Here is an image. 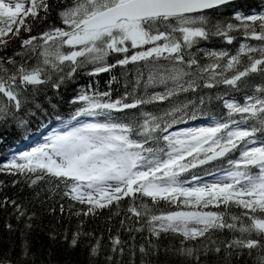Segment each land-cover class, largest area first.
I'll list each match as a JSON object with an SVG mask.
<instances>
[{
  "label": "snow or ice",
  "instance_id": "obj_1",
  "mask_svg": "<svg viewBox=\"0 0 264 264\" xmlns=\"http://www.w3.org/2000/svg\"><path fill=\"white\" fill-rule=\"evenodd\" d=\"M239 8L0 0V131L33 144L0 161V264H264V0Z\"/></svg>",
  "mask_w": 264,
  "mask_h": 264
},
{
  "label": "trees",
  "instance_id": "obj_2",
  "mask_svg": "<svg viewBox=\"0 0 264 264\" xmlns=\"http://www.w3.org/2000/svg\"><path fill=\"white\" fill-rule=\"evenodd\" d=\"M237 4L240 5L239 10L244 11L246 13H250L251 9L256 7L259 4V0H237ZM104 80L108 79L107 76H104ZM103 83V80H102ZM0 134L7 136V140L5 143L0 144V161L5 159V154L7 153L9 148H16L17 150H23L29 144L27 141H24L22 138L18 137L14 133H3L0 131ZM35 135V134H34ZM40 139V138H39ZM19 140V145L16 144V141ZM0 180H4L8 185V189L6 190V194L11 196L15 193H18L22 186H18L16 188L11 187V177H6L4 175H0ZM3 198V194L0 193V199ZM109 213L105 210L103 216L99 217L97 220L92 222V226L95 227L97 225L103 226L105 219ZM8 221V213L0 210V240H3L7 236L6 222ZM13 225H15V220L11 221ZM54 223L52 217L48 215H43L41 219L35 221V229L32 233V237L34 243L36 245L37 250L43 249L45 254L49 251V240L47 236V232L49 227ZM52 256H53V264H64L65 261L72 260L75 262L76 260L81 258V254L79 251L76 253L69 254L63 248L57 247L55 245L51 246Z\"/></svg>",
  "mask_w": 264,
  "mask_h": 264
},
{
  "label": "rangeland",
  "instance_id": "obj_3",
  "mask_svg": "<svg viewBox=\"0 0 264 264\" xmlns=\"http://www.w3.org/2000/svg\"><path fill=\"white\" fill-rule=\"evenodd\" d=\"M35 135L37 136V139H36L35 142H37V143H38V142H41L40 139H39V137H38V134H35ZM31 146H33V144H30V143H29V144L26 146V148L23 149V150H26L27 148H29V147H31Z\"/></svg>",
  "mask_w": 264,
  "mask_h": 264
}]
</instances>
